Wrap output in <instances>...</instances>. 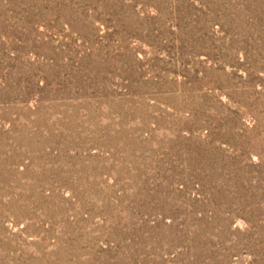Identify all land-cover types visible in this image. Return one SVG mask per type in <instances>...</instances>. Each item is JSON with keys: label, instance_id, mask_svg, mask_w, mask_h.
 <instances>
[{"label": "rangeland", "instance_id": "obj_1", "mask_svg": "<svg viewBox=\"0 0 264 264\" xmlns=\"http://www.w3.org/2000/svg\"><path fill=\"white\" fill-rule=\"evenodd\" d=\"M0 264H264V0H0Z\"/></svg>", "mask_w": 264, "mask_h": 264}]
</instances>
